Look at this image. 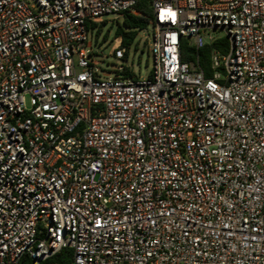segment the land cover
I'll use <instances>...</instances> for the list:
<instances>
[{
  "label": "built area",
  "instance_id": "2783aa9c",
  "mask_svg": "<svg viewBox=\"0 0 264 264\" xmlns=\"http://www.w3.org/2000/svg\"><path fill=\"white\" fill-rule=\"evenodd\" d=\"M140 1L0 0V264H264V0H147L152 70L103 36V77Z\"/></svg>",
  "mask_w": 264,
  "mask_h": 264
},
{
  "label": "trees",
  "instance_id": "16d2710c",
  "mask_svg": "<svg viewBox=\"0 0 264 264\" xmlns=\"http://www.w3.org/2000/svg\"><path fill=\"white\" fill-rule=\"evenodd\" d=\"M136 9L138 13L125 14L122 21L117 22L115 27V35L122 34L124 43L126 44H129L134 40L139 30L147 27L150 17L152 16V8L149 6L147 0L140 1L136 5ZM107 36L108 32L105 33L104 38H107ZM228 46V38L224 37L214 41L212 44H207L203 48L196 50V48L191 45L189 39H184L181 44L182 59L189 60L194 58L195 54H200V65L205 69L206 74L210 75L211 71L209 69V64L212 47H219L225 50ZM72 259L73 249L63 248L37 264H72ZM26 262L31 264L32 261L28 259Z\"/></svg>",
  "mask_w": 264,
  "mask_h": 264
},
{
  "label": "rangeland",
  "instance_id": "374dc122",
  "mask_svg": "<svg viewBox=\"0 0 264 264\" xmlns=\"http://www.w3.org/2000/svg\"><path fill=\"white\" fill-rule=\"evenodd\" d=\"M103 19L107 20V22L104 24L102 22L98 23L99 26H102L98 43L101 42L105 56H103V59H98L97 66L105 69L104 72L100 73L103 77H111L114 75L113 69L116 67V60L111 55H108L110 46L102 38L108 32L107 38L112 40L115 36L117 19L122 21V18L117 15H107ZM218 35L221 38L226 37L224 32H220ZM152 41V26L147 25L146 28L139 30L138 35L130 45L128 60L124 62V64L130 65L131 69L142 78L147 76L153 68V56L150 52Z\"/></svg>",
  "mask_w": 264,
  "mask_h": 264
}]
</instances>
